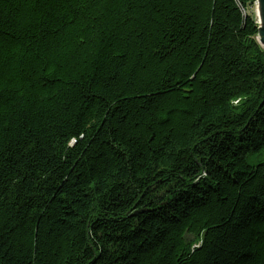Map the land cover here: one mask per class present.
<instances>
[{
  "label": "trees",
  "instance_id": "16d2710c",
  "mask_svg": "<svg viewBox=\"0 0 264 264\" xmlns=\"http://www.w3.org/2000/svg\"><path fill=\"white\" fill-rule=\"evenodd\" d=\"M257 0H0V264H264Z\"/></svg>",
  "mask_w": 264,
  "mask_h": 264
},
{
  "label": "water",
  "instance_id": "95a60500",
  "mask_svg": "<svg viewBox=\"0 0 264 264\" xmlns=\"http://www.w3.org/2000/svg\"><path fill=\"white\" fill-rule=\"evenodd\" d=\"M256 3H259V8H260V11L259 9L256 11V16L258 18V23H259L258 35L260 41L264 43V0H257Z\"/></svg>",
  "mask_w": 264,
  "mask_h": 264
},
{
  "label": "rangeland",
  "instance_id": "374dc122",
  "mask_svg": "<svg viewBox=\"0 0 264 264\" xmlns=\"http://www.w3.org/2000/svg\"><path fill=\"white\" fill-rule=\"evenodd\" d=\"M255 10H256V11L258 10L257 3H256V8H255ZM257 40H258V43H259L261 49H262L263 52H264V43H262V42L260 41L259 35H258V37H257Z\"/></svg>",
  "mask_w": 264,
  "mask_h": 264
},
{
  "label": "bare ground",
  "instance_id": "6f19581e",
  "mask_svg": "<svg viewBox=\"0 0 264 264\" xmlns=\"http://www.w3.org/2000/svg\"><path fill=\"white\" fill-rule=\"evenodd\" d=\"M258 4V9H259V11H260V8H259V3H257ZM259 18H260V16H259Z\"/></svg>",
  "mask_w": 264,
  "mask_h": 264
}]
</instances>
